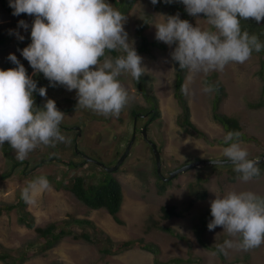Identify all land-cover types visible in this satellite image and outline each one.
Here are the masks:
<instances>
[{
  "label": "rangeland",
  "instance_id": "1",
  "mask_svg": "<svg viewBox=\"0 0 264 264\" xmlns=\"http://www.w3.org/2000/svg\"><path fill=\"white\" fill-rule=\"evenodd\" d=\"M182 7L183 11H173V8L169 9L159 2L154 6L151 0H138L137 4L128 11L126 10L124 14L127 17L124 28L129 35V40L134 41V47L141 41L137 32L139 23L147 22L149 17L148 26L143 35L150 41L156 40L154 24L162 20L160 15H169V10L174 14L179 13L181 19L188 20L193 26L197 25L202 29L210 27L203 14L195 17L187 13L184 15L185 6ZM20 20H24V18L10 15L0 4V32L6 34L10 30L18 31L24 37L22 42L26 47L30 44L31 37H29V29L18 27ZM16 39L19 40L15 36ZM24 47L18 46L15 41L0 45V68L9 63L13 64L8 60L10 53L15 54L24 66L27 65L28 61L18 51ZM166 47V50L154 48L151 54L140 55L144 67L142 77L147 78V88L153 89V95L159 103V121L151 125L150 134L153 137L152 141L159 149L162 150L163 147L165 156L164 158L161 153L163 168L173 172L191 164L198 158L201 161L227 160L223 156L226 145L217 144V142L214 145L207 144L204 140L187 134L180 127L182 109L174 96L177 64L171 60L170 56L175 45L171 48L168 45ZM261 59L264 60V57ZM260 68V58L252 55L243 64L229 63L223 72L213 71L207 75L200 73L193 76L187 70L184 76V85L188 87V93L184 94V98L190 108L191 122L206 133L211 140L216 141L224 137L223 128L212 120L216 91L211 94L202 91L204 83L209 77L211 78L210 84L223 87L226 95L220 101L219 112L239 120L243 128L242 133L246 137L242 147L247 149L248 158L253 160H259L264 156V106L257 109H252L249 106L263 98L264 83L257 75ZM33 74L34 72L30 76ZM119 79L129 93V102L120 117L124 122L120 124V121H116L115 118L109 117V120H106V117L102 115L95 116L91 119L93 124L92 127L87 128V132L89 134L103 132L95 138L96 143L105 137L121 136L125 133L124 126L127 124L128 113L133 108H148L150 106L145 96L138 91L135 79L129 73H123ZM63 87L60 85L48 86L47 95L52 97L55 102L76 98V90L68 91ZM89 117L78 111L74 116H69L64 120L68 123L79 124L87 121ZM146 117L147 115H144V118ZM141 121L142 118L139 122ZM104 126L108 127L104 129ZM62 134L66 140H71L72 134L65 132ZM68 146L69 142L57 143L55 147L38 146L23 160L29 162V165L22 164L8 177L3 176L9 173L13 162L3 152V146H0V206L15 204L19 200L18 196L21 190L34 175L55 176L58 179L66 167L61 165L60 161L50 160V158L66 157V160L69 161L68 157L70 156L75 159ZM11 156L16 157L13 149ZM41 161H43L41 168L32 171L33 174L29 172ZM223 167L200 166L193 168L174 179L164 194L160 195L158 183L152 175L149 154L144 146L140 145L134 157L127 163L126 170L116 174L124 194V204L122 212L119 214L123 224H116L106 210H90L78 202L70 192L58 191L53 186L47 191L36 193L35 203H27L26 209L35 219L38 227H45L50 223L73 218L86 219L94 221L96 226L104 229L114 241L143 238L158 247L161 261H169L170 264H224L217 252L203 248L198 244L193 224L199 223L200 218L210 209V201L215 199L216 194L223 196L229 191H252L264 196V170L262 177L253 178L245 183L230 173L233 169L232 165L227 166V169ZM90 169L92 172L99 170L93 166ZM23 170L29 172L28 178L21 177ZM83 170L89 169L84 168ZM214 170L223 171L216 172ZM225 170H228L229 173ZM77 173L81 172L77 171ZM93 175L94 179L89 182H98V172ZM203 195H205L204 198L201 197ZM168 206L181 212L182 217L164 218L162 208ZM17 219L16 212L0 217V243L6 249L22 248L29 240L35 238L34 230L20 225ZM156 225L171 228L182 236H186L191 241V245L188 246L184 240L158 230ZM74 226L76 225H72V227ZM76 232L80 233L81 230L75 228ZM90 233L94 241L87 242L67 237L45 255L32 256L25 264H50L54 260L61 264H156L155 256L139 248L114 257L103 258L100 254L101 246L97 243V239L100 237L93 231ZM203 239L209 247H217V245L223 244L226 239L236 242L237 246L223 252L226 264H264V244L245 251L238 247V236H229L219 226L213 231H205ZM175 259H181L182 262H172ZM0 264L4 263L0 262Z\"/></svg>",
  "mask_w": 264,
  "mask_h": 264
},
{
  "label": "clouds",
  "instance_id": "2",
  "mask_svg": "<svg viewBox=\"0 0 264 264\" xmlns=\"http://www.w3.org/2000/svg\"><path fill=\"white\" fill-rule=\"evenodd\" d=\"M137 2L138 0L134 6ZM158 2L159 0H151L154 6ZM163 2L166 4L182 3L188 15L195 17L203 14L210 26L207 29H202L197 25L193 26L188 20L181 19L179 13L160 15L162 20L154 24L155 38L170 48L175 45L170 56L171 60L178 64L180 70L187 69L193 76L200 73L207 75L213 71L223 72L229 63L243 64L252 56L254 51L259 53L264 50V42L257 35L249 34L241 27V20L248 21L251 19L257 24L264 21V0H163ZM9 7L13 9V16L21 14L34 16L31 25V43L22 50L18 49L33 70L27 73L24 65L15 54L11 53L8 60L16 67L7 70L0 69V146H3V152L13 162L9 173L3 177L13 174L22 164L28 166L29 162L23 160L38 146L55 147L57 143L70 142L62 133L74 134V130H70V125H74V122L65 121V114L57 108V103L53 99L47 98L46 85L47 87L64 86L68 91L76 90L77 108L91 110L109 120V117H118L129 102V93L119 79L121 75L129 73L132 78L139 80L144 74L142 57L140 56L144 54L138 55L135 49L141 44V41L134 47V41L129 40V35L124 28L127 17L108 0H9ZM18 27L27 30L29 25L26 21L20 20ZM9 34L15 35L20 41L24 39L18 31L10 30ZM111 52H117L118 55L113 57ZM33 72V76H30ZM38 73H42L49 83L44 85L41 82L38 87L34 80ZM180 90L184 94L188 93L186 85H181ZM216 90H218V85L209 84L205 81L202 89L204 93L211 94ZM34 93H38L40 96L36 105ZM158 121L157 117L151 122L149 131L147 127H144L142 136L139 132L136 134L135 128L132 132V128L130 129L128 124H125V133L122 134V137L128 136L132 146L134 144L136 147L132 148L129 145V149H126L125 152L124 146L118 149L117 157H120L123 152L125 154L127 150L129 152L116 172L109 173L103 166L113 167L117 162L110 166L102 165V170L99 169L101 171L93 172L90 171L93 165L83 167L80 170L68 169V162L74 160L70 156L68 157L69 161H60V164L74 175H86L87 181L94 179L93 174L98 172L99 182V173L105 171L112 174L120 183L116 174L126 170L127 163L134 157L138 147L143 145L149 154L152 175L157 183L158 178L163 180L162 177L168 178L171 174L168 169L163 168L161 158V153L165 158L163 147L162 150L159 149L151 139L153 137L150 134V127ZM143 122L146 121L142 120L140 126ZM240 126L242 128L241 124ZM144 129H146L148 140L143 136ZM79 131L81 133L80 128ZM102 133L99 132V134ZM242 135L243 133L239 131L226 133L223 140L228 146L224 148L223 156L233 166L234 172L238 174V179L246 183L259 177L261 170L259 168L260 161L249 159L247 149L242 147L244 143L241 139ZM142 139L147 143L143 142ZM108 140L106 139L100 145L101 152L104 154L109 152L110 143ZM148 141L153 142L160 153L162 177L158 173L154 150ZM5 149L8 151L5 152ZM12 149L15 151L16 157L11 156ZM130 150L132 153L131 157L128 158ZM43 161L40 163L42 164ZM195 161L201 160L198 158ZM211 162L215 166L225 163L221 160H211ZM16 163L19 165L17 166ZM41 167L42 165L37 163L29 172ZM84 168L89 170L84 171ZM77 171L81 173L78 174ZM50 188L51 183L46 176L35 177L21 190V199L26 203H35V194ZM78 202L80 201L78 200ZM123 204L124 194L120 212L117 214L120 222L122 221L119 214L122 212ZM208 211H210L212 219L208 222L205 231H213L218 226L222 227L229 236L239 237L238 247L245 251L258 248L264 244V196L252 191H229L223 196L216 194L215 199L210 201V209L204 215ZM202 217L197 224L203 225ZM112 218L116 224H119L114 217ZM91 222L96 226L94 221ZM197 224H193L195 238L198 244L205 248L196 236L195 226ZM155 227L161 231H163L161 228H165L157 225ZM75 228L73 229L74 233ZM80 230V233L84 231L83 228ZM86 230L89 232L85 233L92 235L90 231H93L96 234V230L92 227H87ZM101 230L107 234L104 229ZM107 235L109 236V234ZM183 237L184 239L180 240H184L190 246L191 241L186 236ZM132 240L136 239L117 241ZM234 246H237L236 242L232 239H226L223 244L217 245V248L223 255L226 249ZM218 255L221 256L219 253Z\"/></svg>",
  "mask_w": 264,
  "mask_h": 264
},
{
  "label": "trees",
  "instance_id": "3",
  "mask_svg": "<svg viewBox=\"0 0 264 264\" xmlns=\"http://www.w3.org/2000/svg\"><path fill=\"white\" fill-rule=\"evenodd\" d=\"M109 3L113 4L115 8L120 10L123 14H125L126 10L128 11L134 4L136 3V0H108ZM159 3L162 4V6H166L169 9L173 8V11H183L182 6L183 4L180 2H174L172 4H166L163 2V0H159ZM1 7L7 11L10 15H12L13 9L9 7V0H0ZM169 15H175L174 13L168 11ZM184 15H186V11L183 12ZM13 16V15H12ZM20 17L24 18V21L29 25V35L31 34V25L34 20L33 16H29L27 14H21L19 15ZM18 17V16H17ZM185 18V17H184ZM149 17L147 18V22H140L138 27H137V32L139 37L141 38V44L137 47H135L138 55L144 54V55H149L151 54L152 50L154 48H159L161 50H166V45L163 44L160 41L157 40H148L144 35V30L148 26L149 22ZM241 27L242 30L247 31L249 34H255L257 35L262 42H264V21H261L259 24H257L253 20H248L244 21L241 20ZM31 37V35L29 36ZM12 41H15L16 44L20 47H24L25 45L23 44L22 41L20 40H15V35H10L9 32L6 34L0 32V45H5L7 43H10ZM31 43V39H30ZM112 56L115 57L118 55L117 52H111ZM253 56H258L260 58L261 62V68L258 71V76L264 83V60L261 59V57H264V50H262L259 53H256L255 51L252 53ZM16 65L9 63L5 67H2L0 69L7 70L9 68H14ZM27 70V73L31 70V66L29 64L24 66ZM187 69L185 70H180L178 68L177 64V73H176V82H175V91H174V96L177 100V103L182 109V117L180 119V127L184 129V131L187 134H190L191 136H194L198 139L206 141L207 144L214 145L216 142L217 144H223L224 143L223 138L220 140H211L206 133L203 131L199 130V128L194 125L191 122V113H190V108L184 98V93L181 92V85H184V76L186 74ZM37 82V86L39 87V84L41 82L45 84L49 83V81L43 76L42 73H38L36 75V78L34 79ZM211 78L208 77L207 82L210 84ZM147 78H141L139 80L135 79V85L138 88V91L142 93L146 100L149 102L150 106L148 108H133L132 113L133 115H136L137 113L140 115H144L146 113H149L150 111H153V113H149L150 117L155 120L159 115H160V110H159V103L155 99L152 88H147ZM47 88V85L45 86ZM263 93V98L259 100V102L254 103V104H249L250 108L252 109H257L260 107L264 106V86L262 89ZM226 93L224 92L223 87L218 86V90H216V100L212 108V120L217 124L220 125L223 130H224V136L228 131H239L242 133V128L239 124V120L233 116H228L226 114H222L219 112V105L220 101L223 96H225ZM34 100H35V105L37 100L40 99V96L38 93H34ZM47 98L52 99L49 95H47ZM45 100V98H44ZM46 101V100H45ZM57 107H61V111L66 113V114H75L76 112L84 113L85 116L89 117L90 119H93L95 116H99L96 113L92 112L91 110H86V109H79L77 108V98L73 99H68V101L63 100V101H57ZM73 103L74 105H72ZM72 105V108H71ZM123 111V110H122ZM131 124V123H130ZM137 127H142L138 125ZM132 127H130L131 129ZM241 139L244 141L246 140V137L242 135ZM8 145V144H7ZM9 146V145H8ZM228 146V145H226ZM10 147V146H9ZM8 149H5V152H7ZM198 160V159H197ZM18 166L19 163H16ZM67 165V164H66ZM110 166V164H107ZM215 166V165H211ZM229 166V165H227ZM224 166V169H227ZM205 167V166H204ZM261 170V175L259 177L263 176V170H264V164L259 166ZM229 170V169H228ZM228 170H225L226 172L229 173ZM230 172L234 177L238 178V174L234 172L233 169ZM216 172H221L223 170H214ZM29 177L28 173L25 174L22 172L21 177ZM38 176H46L47 179L50 181L51 186H53L56 190L61 191H68L72 195H74L75 198H77L80 202H82L85 206L89 207L92 210H100V209H106L109 214L114 217V219L119 223L120 222L117 214L120 212L121 204L123 202V193H122V188L121 184L117 179L114 178L112 174L106 173L105 171H102L101 174L99 173L100 176V181L97 184H92L88 180V177L86 175L84 176H78L74 175L70 171H64L62 175L57 179L55 176H47V175H34L29 181L34 179L35 177ZM256 177V178H259ZM90 178H93L90 176ZM26 185L28 184V182ZM158 186H159V194L162 195L166 191L167 187L172 183V181L169 182H164L163 180H160L158 178ZM25 185V186H26ZM21 194V192H20ZM19 194V200L12 205H3L0 206V217L5 215V214H11L13 212H16L18 215L17 222L25 226L29 230H34L35 232V238L33 240H29L25 246L22 248H18L15 250L12 249H6L4 248L1 243H0V262L4 264H25L29 258L35 255H45L48 251H51L53 248H55L61 241H63L67 237H73L75 240H85V241H94L92 236L89 232L86 230L87 227H92L96 230V234L100 235L101 237L97 239V243L100 244V254L102 255L103 258L106 257H112L115 255H119L123 253L124 251L134 249L135 247H138L139 249H142L144 251H147L151 253L153 256H155V263L156 264H170L169 261H161L159 259L160 255V250L156 245L153 243L147 242L143 238H139L136 240L132 241H114L110 236H108L105 232H103L101 229L97 228L93 222L90 220L86 219H69L61 222H55V223H50L46 225L45 227H38L36 226L35 219L31 217V214L27 212V203L21 199V195ZM202 198L205 197V195L201 196ZM162 212L164 214V218H171V217H182L181 212H177L175 208L173 207H163ZM212 219L210 211H208L203 217V225L197 224L195 226V233L196 236L199 238V242L205 246V248H208L210 250H213L221 255L222 261L224 264H226V258L225 256L222 255V253L218 250L217 247H209L204 239H203V232L207 228L208 222ZM76 225L72 227V225ZM77 229H84V231L80 234H75L73 232L74 228ZM163 231L168 232L179 239H184V237L176 232H174L170 228H161ZM17 254V255H16ZM172 262H182V260L175 259ZM50 264H61L59 261L54 260Z\"/></svg>",
  "mask_w": 264,
  "mask_h": 264
},
{
  "label": "flooded vegetation",
  "instance_id": "4",
  "mask_svg": "<svg viewBox=\"0 0 264 264\" xmlns=\"http://www.w3.org/2000/svg\"><path fill=\"white\" fill-rule=\"evenodd\" d=\"M57 108L61 111L60 106ZM149 113H153V111H150ZM149 113L144 114V115H148L146 118H144V115H140L138 113L136 115H133L132 111L128 113V115L126 116L127 117L126 121H127L128 126L132 127V132H134L133 128H135L136 134L137 132H139V134L142 136V129L144 127H147L149 131V126L151 122L153 121V118L150 117ZM64 114H65L64 119L69 116H74V114H66V113ZM121 115H122V111L118 117H111V118H115L116 121H120V124H123L124 121L120 119ZM141 118L142 120L146 122H143L142 127L137 129V126L141 125V122H139ZM92 124H93V120L88 118V120L85 122H80L79 124L71 125L70 130L73 129L74 134L71 136V140L69 142L68 147L71 150L72 155L75 157V159L68 162V165H69L68 169L80 170L83 167H86V166L89 167L90 165L91 166L93 165L97 167L98 169H101L102 165H106V164L111 165V164L118 162L119 158L123 156L126 149H129L128 146L129 145L132 146V142L130 141L131 139H128V136L123 138L122 137L123 135L118 136V137L113 136L111 138L106 137L98 141V143H96L95 138L97 137L99 132H97L96 134H93L92 132L91 134H89L87 132V128L92 127ZM107 127L108 126H104V129ZM79 128L81 130V133L79 131ZM76 134H77V137H76ZM106 139H109L108 141L110 143V148H109V152L104 154L103 152H101L100 145L104 141H106ZM142 141L147 143L144 139H142ZM122 146L125 147V150L120 157H117L116 155L118 153V149H120ZM133 147H134V144L132 148ZM131 150H130L128 158L131 157V153H132ZM50 160L61 161V162L68 161L66 160V157L50 158ZM38 164L41 165L40 162Z\"/></svg>",
  "mask_w": 264,
  "mask_h": 264
},
{
  "label": "water",
  "instance_id": "5",
  "mask_svg": "<svg viewBox=\"0 0 264 264\" xmlns=\"http://www.w3.org/2000/svg\"><path fill=\"white\" fill-rule=\"evenodd\" d=\"M143 136L146 140H148V136H147V133H146V129H144L143 131ZM149 144L152 146L153 150H154V154H155V157H156V162H157V166H158V173L159 175L162 177L161 175V158H160V153L159 151L157 150V147L156 145L151 142V141H148ZM131 147V145L129 146ZM128 152L129 150H127V152L123 155V157L117 162V164L113 167H104L103 168L109 172V173H113V172H116L119 167L123 164L124 160L126 159L127 155H128ZM221 161H225V163H223V165H220V166H227V165H231L230 163L227 162V160H221ZM259 166L264 164V156L259 159ZM210 166V165H214L211 161H206V162H202V161H195V162H192L191 164H188L178 170H175L174 172H171L170 176L168 178H165V177H162L163 178V181L164 182H169L171 181L172 179L176 178L179 174H182V173H185L187 171H189L190 169L194 168V167H200V166Z\"/></svg>",
  "mask_w": 264,
  "mask_h": 264
}]
</instances>
